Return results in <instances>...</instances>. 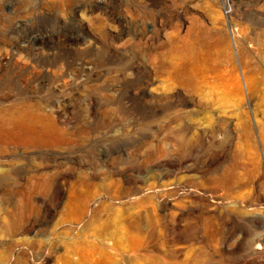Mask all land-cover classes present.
<instances>
[{"label": "rangeland", "instance_id": "374dc122", "mask_svg": "<svg viewBox=\"0 0 264 264\" xmlns=\"http://www.w3.org/2000/svg\"><path fill=\"white\" fill-rule=\"evenodd\" d=\"M251 263L264 0H0V264Z\"/></svg>", "mask_w": 264, "mask_h": 264}, {"label": "bare ground", "instance_id": "6f19581e", "mask_svg": "<svg viewBox=\"0 0 264 264\" xmlns=\"http://www.w3.org/2000/svg\"><path fill=\"white\" fill-rule=\"evenodd\" d=\"M88 105V104H87ZM92 112V111H91ZM94 113V112H93ZM91 114V113H90ZM252 248V247H251ZM253 250H252V254H251V256L253 257V261H254V256H259V251H260V249H261V247L257 244L255 247H253L252 248ZM250 256V257H251ZM248 257V256H247ZM249 258V257H248ZM244 263V262H243ZM248 263V262H247ZM249 263H250V261H249ZM252 264V263H251Z\"/></svg>", "mask_w": 264, "mask_h": 264}]
</instances>
